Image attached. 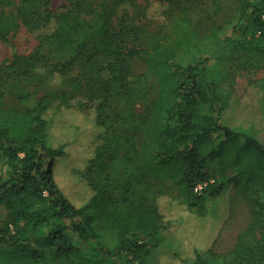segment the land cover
Here are the masks:
<instances>
[{
  "label": "trees",
  "instance_id": "16d2710c",
  "mask_svg": "<svg viewBox=\"0 0 264 264\" xmlns=\"http://www.w3.org/2000/svg\"><path fill=\"white\" fill-rule=\"evenodd\" d=\"M136 1L67 0L58 13L50 0H0V40L13 50L0 65V91L9 98L0 94V163L8 171L0 202L9 212L0 264H147L170 244L174 223L160 213L159 196L169 189L171 200L204 217L229 187L253 202L255 221L231 252L196 250L182 263L264 264V146L220 123L222 96L210 69L240 52L264 54V0H236L210 35L201 25L223 12L224 0H166L167 33L138 22L126 9ZM19 25L38 33L28 56L10 38ZM185 55L198 59L186 65ZM136 60L157 84L153 98L143 75L132 73ZM77 97L95 105L102 134L72 178L91 192L82 204L54 178L71 144L56 145L45 117L57 101ZM138 102L147 103L143 113ZM93 240L99 249L87 248Z\"/></svg>",
  "mask_w": 264,
  "mask_h": 264
},
{
  "label": "rangeland",
  "instance_id": "374dc122",
  "mask_svg": "<svg viewBox=\"0 0 264 264\" xmlns=\"http://www.w3.org/2000/svg\"><path fill=\"white\" fill-rule=\"evenodd\" d=\"M50 1L52 10L58 13L65 11L68 5L67 0ZM200 1L203 5L211 4V0ZM235 7L236 0H224L223 12L202 24L201 33L210 35L211 29L224 24V17L233 15ZM126 9L150 31L157 32L162 27L167 33L171 29L172 20L169 15L173 8H168L166 0H138ZM10 38L21 56H28L39 47L38 33L31 32L23 25L13 30ZM207 47L213 49L215 45L208 42ZM12 52V47L0 40V65L10 59ZM205 57H208L207 54ZM196 59L198 57L185 55L184 63L188 65ZM210 66L211 75L216 80L222 96L220 123L255 137L264 146V54L240 52L228 63L219 65L213 60ZM132 73L143 75V82L146 88L150 89V97L153 98L157 84L154 78L148 75L142 60L132 63ZM0 94L4 95V102H9L8 92L0 91ZM146 105L147 103L138 102L135 111L143 113ZM45 117L53 121L50 135L56 145L71 144L68 158L63 163L61 159L56 160L54 178L69 198L82 204L89 199L91 192L79 183L72 182V178H78L84 168L81 160L90 158L100 143L102 134L95 124V105H89L82 97H77L67 104H59L57 101ZM0 177L4 180L8 177L5 163H0ZM166 191V194L157 198V204L165 220L174 222H171V230L167 234V242L170 244H164L154 250L147 264H183L182 258L193 257L196 250L204 251L208 248L227 254L235 248L239 236L255 221L253 202L241 197L231 187L220 198L208 204L204 217L171 200L169 189ZM8 214L6 205L0 202V235H3ZM96 242L91 241L87 248L99 249ZM107 246L110 251H116L110 245Z\"/></svg>",
  "mask_w": 264,
  "mask_h": 264
},
{
  "label": "built area",
  "instance_id": "2783aa9c",
  "mask_svg": "<svg viewBox=\"0 0 264 264\" xmlns=\"http://www.w3.org/2000/svg\"><path fill=\"white\" fill-rule=\"evenodd\" d=\"M207 185V183L199 184L195 188L196 193H201V191L204 189V187Z\"/></svg>",
  "mask_w": 264,
  "mask_h": 264
}]
</instances>
